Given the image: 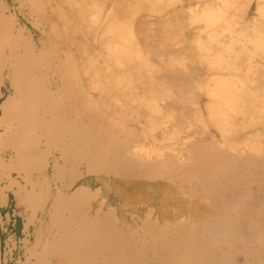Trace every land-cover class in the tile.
Returning <instances> with one entry per match:
<instances>
[{
  "label": "rangeland",
  "instance_id": "rangeland-1",
  "mask_svg": "<svg viewBox=\"0 0 264 264\" xmlns=\"http://www.w3.org/2000/svg\"><path fill=\"white\" fill-rule=\"evenodd\" d=\"M216 1L223 9L197 6L172 24V45L166 47L154 40L144 48L134 36L135 22L144 17L169 16V11L175 7L172 0H0V87L6 92L4 102L13 98L11 104L3 102L0 111L2 115L6 110L5 116L8 117L0 118V202L4 203L9 197L15 217L26 227L27 238L21 244V259L17 264H86L83 258L78 263L70 259L69 246L62 245L59 239L63 236L61 230L72 228L70 231L84 232L83 227L76 229L75 225L80 214L88 211L89 216L96 219L103 218L107 211L97 209L95 199L89 205H82V209L75 204V207L68 204L55 206L54 198L59 193L70 196L77 187L91 185L95 178L117 176L86 172L87 152L81 150L82 144L76 143L80 132L84 139L88 138L85 142L90 143V147L95 145L90 137L95 140L96 147L101 146L105 162L106 159H118L121 162L116 160L112 164L136 172L133 176L117 178L168 181L181 188L188 203L181 211L163 215L131 211L116 215L110 211L115 216L114 230L121 237L119 242L112 237L108 240L101 236L90 239L94 259L92 263L87 262L89 264H104L103 258L112 255L111 248L105 249L106 246L119 243L123 246L124 242L121 250L123 264H155L153 249L139 247L128 253L124 248H134L143 237L151 238L153 232L144 227L146 222L169 232L182 231L185 226L203 223L201 221L212 213L219 214L222 210L216 206V200V203L210 202L214 196L208 192L215 182L217 187L229 185L228 188L232 189V178L239 180L243 178L244 170L245 174L250 171L243 182L241 179V183L235 182L239 190H233L236 189L241 199L247 196L250 185L254 194L258 193V184L254 180H264L261 176L264 173V16H258L257 6L263 5L264 0ZM253 2L256 9L248 16ZM209 10L215 11L211 21L203 18ZM18 36L27 44L21 46ZM27 45L33 47L41 60L38 65L30 64L32 73L45 78L48 86L54 85L51 87L54 100L44 102L42 99L38 102L40 104H34L35 108L31 106L32 110L37 112V118L57 121L58 127L64 124L61 125L64 130L71 125L77 134L67 135L65 130L66 136L53 138L35 121L26 130L36 138L35 142H31L34 138L30 140V136L26 137L27 140L21 135L11 137L7 134L6 130L11 126L14 131L20 126L17 109L23 111L27 107L20 98L21 92L18 95L13 88V83L20 87V68H24L23 62L29 61ZM28 66L27 63L25 69ZM16 73L18 77L14 75ZM7 76L10 80L2 82ZM29 107L27 112L34 119ZM13 142L27 161L20 158L21 154L18 160L15 158ZM20 143L27 148L25 145L24 150L20 148ZM71 144L77 153L71 150ZM31 146L37 147L35 154L39 158H49L51 166L47 177L41 175V164L31 159ZM62 153L65 159H62ZM70 158L72 161L76 159V164ZM31 160L35 162L29 163ZM9 163L18 164L26 178L22 179L12 171ZM260 165L263 166L259 173L261 177L257 171L253 172L254 168L260 169ZM249 167L252 169H247ZM76 171L84 176L68 189L69 176H74ZM250 176L252 181H248V185L245 179ZM244 182L248 185L245 186L246 193L241 190L245 187H240L245 185ZM72 212L75 213L72 215L75 218L73 224L69 217ZM39 238L43 244L52 245V249L47 245L48 248L41 247L37 252ZM53 239L52 244L49 243ZM56 244L62 246L54 247L58 246Z\"/></svg>",
  "mask_w": 264,
  "mask_h": 264
},
{
  "label": "bare ground",
  "instance_id": "bare-ground-1",
  "mask_svg": "<svg viewBox=\"0 0 264 264\" xmlns=\"http://www.w3.org/2000/svg\"><path fill=\"white\" fill-rule=\"evenodd\" d=\"M257 10H258V16H260V17L264 16V4L263 5L262 4H259L257 6ZM17 39H18L17 41L19 42V44L21 46H24L25 44H27L25 42V40L21 36H18ZM27 46H28L27 47V50H28V53H27L28 55L27 56H28L29 61H26L25 60L26 62H23V64L25 63L24 64L25 66L22 65V66H24V68H20V69H22V72H19V74L21 73V75H20V78H21L20 80L21 81L19 80L21 82L20 87H17L16 86V85H18V83L16 85L13 83V88H14V90L16 91V93L18 95H20V92H21L22 97H20V96L19 97L23 99V103H27V105H26L27 107H29V106L31 107L32 106L33 108H35L36 105L40 104L38 102L41 101L42 99H44V102H46L45 100H47V102L48 101H52V99L54 97H53V93L51 91V87H53L54 85L51 84V86H48L47 85V82H45V80H44L45 78L42 79L43 77L42 78L37 77L36 74L32 73V71L30 70V67H31L30 64H33L34 66L35 65H38L39 61H41V60H40V55H37L35 53L33 47L31 45H27ZM27 63L29 64V66H28L29 68L28 69L30 70L31 73L29 72L28 69H25V68H27L26 67ZM23 69H25V70H23ZM14 75L16 76L17 73L14 74ZM14 75L12 74V77H13V79H16V77H18V76L15 77ZM8 76H10V75H8ZM8 76L2 82L5 83L6 79H9ZM4 77H6V76H4ZM18 91H19V93H18ZM212 96L214 97L215 95H212ZM217 97H218V95H217ZM55 98H56V96H55ZM12 100H13V98L12 99L7 98L5 100V102H4V104H7V105L8 104H11ZM44 102H42V103H44ZM35 103H37V104L34 105ZM18 106H20V105H18ZM3 107H4V105H3ZM7 107H8V110L11 108V107L9 108V106H7ZM27 107L25 108V106H24L25 109L23 111H26L24 113L22 111V108L20 109V111L18 110L19 108L17 109V111H18L17 114H19V122H20V126L17 127L18 128L17 131L11 130L12 126H11V128H9L10 130L9 129H7V130L5 129L6 131H8L7 134H9L10 136L11 135L14 136V134H15V135H19L18 137H20V135H21L22 139H25L27 136L29 137L30 135L28 133H26V132H28L26 130L28 128L30 129L29 126H31L34 123V121H35L36 125H38V127L42 131H44V133H47L50 136H53V138H54V136H57L60 139V137H62L64 134H66L65 133V130L67 131V135L77 134L76 130H75V132L72 131V129H74V127L72 128L71 125H67V127H65L67 129L64 130V128L62 127L64 124L63 125L60 124V126L58 127V125H56L57 123L55 124V122H57L55 120H54L55 122H53V121L48 120V119H44V118L43 119H40V118H37L38 117V114H37V112L35 110L34 111L32 110L33 109L32 107L31 108L29 107V108L32 110L31 113L34 114V119L30 118L31 117V114H30L29 111L27 112ZM45 110H47V109H45ZM9 111H11V110H9ZM15 112H16V109H15ZM60 112H59V114L61 115ZM28 113H29V115H27ZM9 114H11V112ZM5 115H6V110L3 111V114L0 115V118L1 117H6ZM15 115L13 117H15ZM251 117H253V116H251ZM15 118H17V117H15ZM6 119H8V117H6ZM11 120H13V119H11ZM31 122H32V124H31ZM11 124H12V122H11ZM71 124H72V126H75V125H73V123H71ZM80 124H82V123H80ZM16 125H19V123L16 124ZM36 125L34 124V126H36ZM83 126H85V125H83ZM14 127L15 126H13V128ZM81 127L82 126H80V128ZM31 129H33V128H31ZM250 129H251V127H250ZM5 130H4V132H6ZM33 131H34V129H33ZM82 134H83V132H82ZM40 135L41 134H39V136ZM95 135H97V134L95 133ZM64 136H66V135H64ZM93 136H94V133H93ZM15 137H17V136H15ZM29 138H30V140L34 138V140L31 141V142H35L36 141V138L35 137L32 138L30 136ZM69 139L71 140V138H69ZM87 139H84L83 136L81 135V132H80L79 136L77 137V141H76V143L78 142V144L79 143L82 144L81 150L84 149L87 152L85 154V157L88 160V164L86 166V172L87 173H89V174H92V173L105 174V175H108V176L110 174H114L117 177H120V176H131V175L133 176V175H135L136 172H134L132 170L130 171V170L126 169V168H123L122 167L123 165L112 164V163H114L118 159H115V160H107L106 159L107 162H105V159L103 158V156H105V155H103V156L101 155V153H102L101 151H103V149L101 148V146L100 147L99 146L96 147L95 146L96 145L95 140L90 137V139H92L94 141V144H95L94 147H90L89 146L90 143H86L85 142V141H88ZM10 140H12V139L10 138ZM70 140H69V142H70ZM61 141H62V139H61ZM66 141H67V139H66ZM93 141H91V142L93 143ZM74 142L75 141H73L72 143H74ZM39 143L40 142H37L38 145H40ZM10 144H11V142H10ZM13 144L15 145V142H13ZM14 145H13V147H14ZM99 145H100V143H99ZM19 146H22L21 143L19 144ZM23 146L20 147V148H23ZM24 147L27 148L26 145ZM15 148L17 149V150L15 149V152L17 154V156L15 158L17 159V157L21 153L19 152L20 150L16 147V145H15ZM30 148H31V152H32L31 153V155H32L31 156V159L33 158L35 161H37V163H40L41 164V166L39 164L40 170H41V175L43 177H47L48 176V173H49V168L51 166V162H50L49 158H47L45 156L39 158L38 155L35 154V152H36L35 151V148H37V147L32 148V146H31ZM23 150H24V148H23ZM71 150L73 152H76L77 153L76 147L74 145H72ZM198 153H199V151H198ZM210 155H212V154H210ZM62 156H63V158H62ZM62 156H61V158L62 159H65L64 154ZM113 156H115V155H112V157ZM134 157H133V159H134ZM20 158L22 160L24 159L23 161H27V160H25V158H24V156L22 154H21ZM29 158L30 157H28V159ZM114 158H117V157H114ZM202 158L204 159V157H202ZM12 159L13 158H11V160ZM26 159H27V156H26ZM241 159L242 158H240V160ZM34 160L29 161V163L33 164L35 162ZM216 160H217V158H216ZM237 160H238V158H237ZM255 160H257V159H255ZM32 161H33V163H32ZM71 161H72V159H71ZM74 161H72V162L75 163ZM108 161H109V163H108ZM118 161L121 162L120 160H118ZM24 163H26V162H24ZM10 164L11 163H9V165ZM130 164L134 165V162L133 163H130ZM253 164H254V162H253ZM229 166H231V165L229 164ZM9 167H10V169L12 171H16L17 174L19 175V177H21L22 179L23 178H26V177H23V171H22L23 169L21 170L20 167H18V164L12 163ZM61 167H63V166H61ZM136 167H134V168L136 169ZM201 167H202V165H201ZM233 167H234V165H233ZM260 167H261V165H260ZM262 167L260 169L259 168H256V170L253 167L254 168L253 169V172H256L257 171L258 172V176H259V173H261L264 170V167H263V170H262ZM247 169L250 170L252 168L249 167ZM257 169L259 171L260 170H262V171L259 172ZM29 170L31 171L30 168H29ZM57 170H58V168H57ZM196 171H197V169H196ZM235 171H236V169H235ZM77 172L78 171H76V174H74V176H72L73 174L71 176H69L70 177V182L67 185V188L68 189L73 188L77 184V182L80 179L83 178L84 173H77ZM246 172L247 173L245 174V170H244V172H243L244 173V176H246L250 171H246ZM253 172H252V175H254ZM214 175H215V177H217L216 175H218V174L215 173ZM228 175H230V174H228ZM255 175H257V173ZM244 176H243V178H244ZM261 176L264 177V173L261 174ZM261 176H259V177H261ZM191 177H193V175ZM221 177H222V175H221ZM236 177H238V175ZM251 177L252 176L248 177L250 180L246 177L247 180L245 179V182L252 181L251 180ZM152 178L154 179V176ZM224 178H225V176H224ZM243 178L242 177L240 178L241 181L243 180ZM253 178H254V176H253ZM207 179H208V177L206 178V180ZM240 179L239 180H237V179L235 180L234 178H232V182L234 183L233 185L235 186V187L233 186L232 189L231 188L230 189L228 188L229 185L227 187L226 186H222V185H220V186L217 187L215 185L216 182H215L214 185L211 186V188L208 185L209 187H207V188H210L209 191H208L209 194L210 193H213L212 196H214V198H215V199L213 198V200L210 199L211 201L210 200L209 201L212 202V203H213V201L215 203L217 201L216 206H218V209L220 208L219 210H222L221 212L219 211V214L218 213L217 214L216 213H212L210 216H208L207 219L205 218L203 221H201L203 223H199L197 225H192L191 227H188V226L187 227L186 226L183 227V226H181V228L183 227V229H181V228L180 229L183 232L182 231H171V232H169L168 230L161 229L158 226H152L148 222H146L144 224V227L147 228V229H149V230H151L153 232L152 236H150L151 238H148L147 236L146 237H143L142 239H140V240L137 241V243L135 244L134 248L131 247V246H128L127 248H124V249L128 250V253H130L131 251H133V250H135V249H137L139 247H141V248L148 247V249L149 248L150 249H153L155 251V253H156V260L153 261L155 264H158V263L159 264H264V180H261L262 178H260L257 181L253 179L258 184V186L256 184L257 190H258L257 192L258 193L255 191L257 194H254V190H253V188H251V185H250L249 186V189H247V192H248L247 193V196L244 197L245 195L242 192L244 199L243 198L241 199L240 198L241 196L239 197L237 195L238 194L237 191L239 190V188L238 189L236 188L238 186L237 184L241 183L240 182ZM256 179H258V178H256ZM215 180H216V178L214 179V181ZM203 181H204V179H203ZM224 181H226V179ZM235 182L236 183L238 182V183L236 184ZM245 182H244V184H245ZM249 182H248V185H249ZM39 183H41V182H39ZM208 183L209 182H207V184ZM207 184H206V186H207ZM220 184H221V182H220ZM222 184L225 185L224 182H222ZM248 185L246 186V184H245L244 186L241 185L240 187L241 188L242 187H245V186L248 187ZM203 186H204V184H203ZM246 187H245L244 190L241 189L245 193H246V191H245L246 190ZM204 188H205V186H204ZM234 188H236L237 191H235L236 189L233 190ZM194 189H196V188L194 187ZM199 189L201 190L202 188H199ZM202 192H203V190H202ZM208 192L206 191V193H208ZM96 197H97L96 194L93 193L88 187L81 185V186L77 187L76 190H74L70 196L62 195V194L59 193V195L54 198L53 203L55 204V206L68 204V205H73V207H75L74 206V204H75V205H77L76 207L78 208V206L89 205L90 202H92V200H94ZM210 198H211V196H210ZM212 203H210V204H212ZM83 206H82V209L84 208ZM70 211H71V209H70ZM78 213H79V211H78ZM74 214L72 212V214L69 216L70 217V223H72V224L74 222L73 219L75 220L74 217L72 218V215H74ZM113 217H115L114 214L107 212L106 215L103 218H100L99 217V218L93 219V218H91L89 216L88 211H85L83 213V215L80 214V219H78L79 221L75 223V225L77 226L76 229L79 226H80V228L83 227L85 229L84 232L83 231H80L81 232L80 233V232H76L78 230H75L74 231L75 233H74L73 231H70V230H72V228H70L69 231L68 230H65V231H62L61 230L62 233L60 235L62 236V234H63V236H62V238H59V239H61V244L62 245L64 244L66 247L69 246L68 247L69 248V256H70V259H72L74 261V263H76V262L78 263V260L81 259V258L85 259L86 264H89L90 262L92 263V261L94 259V255H93V251H92L93 244L90 241V239H92V238H94L96 236H101L103 238H106L107 240L108 239H111V237H112V238H115L117 240V242H119V237H121V235H120V233H117L114 230V227H113ZM62 219H63V217H62ZM65 220H67V219H65ZM71 220H72V222H71ZM62 223H64V222H62ZM70 223L68 221L67 224H70ZM67 224L65 223L64 225L67 227L68 226ZM66 227H65V229H68ZM84 229H82V230H84ZM53 234H56V233H53ZM67 238H69V240H71L72 242H68L69 240L67 241ZM54 239L52 241L50 240L51 242H49V243L52 244V242L54 241ZM97 239H98V237H97ZM94 240H96V239H94ZM99 240L100 239H98V242H99ZM126 240H128V239H126ZM126 240H124V241H126ZM104 241L105 240L103 239V242ZM112 241H114V240L112 239ZM120 242H122V241H120ZM55 243L56 242H54L53 245ZM58 243H60V241ZM107 243H109V242H107ZM124 243H126V242H124ZM124 243H123V246L125 245ZM61 244H59V245L62 246ZM47 245H48L47 243H44L43 244V240H40V238H39V240L37 241V245H36V248L35 249H36L37 252H39V248L43 247L45 249V247ZM56 245H58V244H56ZM59 245L58 246H54V247H60ZM120 245H121L120 243L119 244H115V245H111L110 244V245H107L106 248L103 246V248H105V249L111 248V252L112 253H110V254H112V255H111V257H104L102 263H104V264H123V259H122V255H121V250H123V248H122L123 246H120ZM127 245H129V243ZM49 246H51V248H50V250H51L52 249V245L49 244L48 247ZM48 247H46V248H48ZM100 247H101V245H100ZM94 249L96 250V248H94ZM34 250H33V252L35 254L36 251H34ZM102 250H100V251H102ZM33 252H32V254H33ZM46 252L47 251L45 250V253ZM43 253H44V251H43ZM45 253L43 254L42 257H44ZM126 254H127V252H126ZM130 255H132V253ZM107 256H110V255L108 254ZM129 258H130V256H129ZM35 259H37V257ZM95 260H96V258H95ZM87 262H89V263H87ZM49 263H51V262H49ZM97 263L99 264V262H97Z\"/></svg>",
  "mask_w": 264,
  "mask_h": 264
},
{
  "label": "crops",
  "instance_id": "crops-1",
  "mask_svg": "<svg viewBox=\"0 0 264 264\" xmlns=\"http://www.w3.org/2000/svg\"><path fill=\"white\" fill-rule=\"evenodd\" d=\"M172 1L175 7L169 11V16L144 17L135 22L134 36L142 47L146 48L154 40H158L166 47L172 45L174 27L171 25L188 14L190 9L197 8V6H201V8L207 6L213 10L223 9L216 0ZM254 9H256L255 2L249 6L248 16L254 12ZM213 10L205 12L203 18L211 21L212 13L215 12ZM0 91L1 111L6 92L3 87H0ZM87 187L97 196L94 200L97 209L102 212L114 211L116 215L126 211L127 213L131 211L163 215L181 211L188 205L187 198L181 188L165 180L98 177ZM0 197H2L1 192ZM15 215L9 197L5 198L4 203L0 202V264H17L21 259V244L27 238L26 227L23 221L16 218Z\"/></svg>",
  "mask_w": 264,
  "mask_h": 264
}]
</instances>
